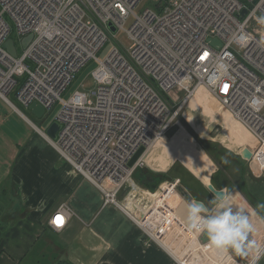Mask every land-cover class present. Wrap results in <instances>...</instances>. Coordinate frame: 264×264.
I'll return each mask as SVG.
<instances>
[{"label":"built area","instance_id":"built-area-1","mask_svg":"<svg viewBox=\"0 0 264 264\" xmlns=\"http://www.w3.org/2000/svg\"><path fill=\"white\" fill-rule=\"evenodd\" d=\"M140 1L0 0V96L7 99L15 88L19 103L29 108L37 102L45 116L62 103L57 139L31 122L99 187L104 204L122 210L177 264H213L211 244L189 230L177 210L181 180H166L152 191L134 173L149 167V151L178 122L181 108L175 101L181 93L188 102L204 86L255 137L248 161L255 175H264V25L258 23L264 0H156L154 8L137 12ZM8 19L21 45L33 35L21 54ZM110 23L116 32L127 31L133 44L127 54L115 46L101 60L98 53L116 33ZM9 38L17 56L5 47ZM212 38L222 44H212ZM93 60L99 62L93 72L95 100L81 91L64 100L76 75ZM70 212L62 204L49 221L52 230L61 231ZM263 252L264 244L246 264H255Z\"/></svg>","mask_w":264,"mask_h":264},{"label":"crops","instance_id":"crops-1","mask_svg":"<svg viewBox=\"0 0 264 264\" xmlns=\"http://www.w3.org/2000/svg\"><path fill=\"white\" fill-rule=\"evenodd\" d=\"M192 118L189 119L196 120L198 124L193 123L194 128L201 136L213 135L217 128L211 133L207 128L217 121V127L223 126L220 135L225 136V141L217 138L224 145L232 150L242 145L235 156L238 160L229 161L228 167L223 168L226 170L224 179L218 180L228 179L235 183L236 192L229 193V183L223 187L228 198L239 192L240 198L244 197L251 204L253 208L246 205L244 208L250 216L253 234L260 238L255 241L263 245L264 175H255L249 165L250 159L241 156L245 147L251 151L256 148V139L221 106L211 107V120L206 124H202L200 118ZM31 120L12 100L0 96V264H54L59 260L74 264H177L122 210L113 204L105 205L99 187L64 160ZM226 138L230 145L226 144ZM197 149L199 165L193 161L190 168L193 172L187 169L193 179L207 186L220 167L208 166L211 156L198 144ZM244 161L247 168L243 166V173L237 175L236 166L243 165ZM163 164L161 169L168 170L169 164ZM184 191L181 188L174 199L181 198L177 210L187 221V205L196 199ZM203 199L211 210V197ZM212 201L214 206L220 203L218 198ZM62 204H67L71 212L66 225L56 232L49 221ZM248 240L247 243L251 238ZM251 249L244 256L245 264L257 253ZM211 261H216L213 264H239L228 249L212 245ZM255 264H264V252Z\"/></svg>","mask_w":264,"mask_h":264},{"label":"rangeland","instance_id":"rangeland-1","mask_svg":"<svg viewBox=\"0 0 264 264\" xmlns=\"http://www.w3.org/2000/svg\"><path fill=\"white\" fill-rule=\"evenodd\" d=\"M156 0H141L136 6L135 10L137 12L143 11L144 8L146 7H152L154 8L156 5ZM11 26H12V32L11 36L18 42V48H19V53L21 54L23 52V47L21 45V39L18 36L16 26L14 23L8 19ZM131 20H128L126 23V26L129 27L131 24ZM133 44L132 39L130 38L129 34L125 30H120L116 32L115 34H109V40L106 43V45L102 48V50L98 53L99 59L103 60L106 58V56L109 54V52L115 47H120L121 50L124 53H128L131 46ZM99 66V62L97 60H93L87 64L77 75L76 78L74 79L73 83L71 86L63 93L62 98L64 100H70V98L75 94L76 91H81V92H86L89 94V98L92 100H95V96L93 95V90L96 89L97 82L94 78L93 72L97 69ZM15 92L16 90L14 89L10 94L9 97L12 100L13 103H15L19 108L27 115L29 116L30 119H32L43 131H46L48 126L52 124L54 121H56L57 115L62 109L63 104L62 103H56V105L49 111H47L46 117L43 120H36L35 117L25 108L23 107L15 98ZM185 93H181L179 96V99L175 101V107L176 108H181L180 111V117L176 119L178 121L173 128L166 134L163 140H160L156 146H154L150 151H151V156L150 158H147V163L149 167L146 168V170H141L137 172L136 174V179H141L144 175L147 174L148 170H153L155 172H160L162 174V180L161 182L157 185V188L155 190L151 188H147V186L142 185L144 188L150 189L152 191H156L160 184L166 180H171L174 178H179L181 187H182V192L187 193V195H194V199H199L201 198H209L211 197V209H213L215 202L212 200L216 199L217 197L210 192L208 188H206L204 185L199 183L196 179H193V175H191V172L188 170L192 167L193 161L196 165H199V160L196 158L199 156L198 155V149H197V144L202 146L205 151L207 152V149L209 148L214 154H217V157L222 161V164H224L222 167L226 169V164L231 161L236 159V155L239 151H241V146L240 143H238L240 146L237 147V149L232 150L231 148L227 147L222 143L224 140L225 136H221L220 134L223 133V126L220 125V127H217V130L213 135L209 137H203L201 136L197 130L194 128V124H198L195 121L190 120L189 118H200L202 124H206L211 120V107L216 106V108H220V103L211 95L209 92L203 87H199L193 95L189 98L188 102L185 100ZM224 111V110H223ZM190 112L193 114H190ZM190 115V116H189ZM186 116V117H185ZM189 116V118H187ZM186 118L192 129L194 130L195 135L188 129V127L183 123V119ZM214 118V117H213ZM193 119V118H192ZM192 121V123L190 122ZM194 123V124H193ZM232 128V127H231ZM229 128V129H231ZM209 130V127L207 128ZM47 132V131H46ZM217 137H221L217 138ZM217 138V139H216ZM219 139V140H218ZM200 140L205 141L204 144L200 142ZM229 139L226 138V144L230 145L228 141ZM225 141V140H224ZM214 144V145H213ZM221 144L222 146H225V148L229 149V152L222 150L220 153L218 148L219 145ZM211 145V146H209ZM205 146H207L205 148ZM149 151V152H150ZM187 153V154H185ZM195 153V154H194ZM208 153V152H207ZM149 154V153H148ZM188 156V157H187ZM194 158V159H193ZM185 160V162H182ZM238 160V159H236ZM164 162V164H163ZM170 162L172 163L171 166ZM169 164L167 165V169L163 171L161 169V165ZM247 163L244 161L243 165L240 166V164H237L236 166V174L241 175L243 173V166L246 167ZM211 165H215L217 168V163L212 159L211 157V163H208V166L211 167ZM207 166V167H208ZM188 168V169H187ZM198 168V167H197ZM247 168V167H246ZM167 170V171H166ZM191 170V169H190ZM192 171V170H191ZM224 173L221 174L222 177L220 179H224L226 175V170H223ZM234 171V170H233ZM193 172V171H192ZM197 176V174H195ZM207 176V174H205ZM135 178V177H134ZM228 180L226 179L223 182H227ZM230 182V180H229ZM230 187L229 193L231 192H236L238 190H235V183H229L228 184ZM188 191V192H187ZM186 196V195H185ZM189 198L188 196H186ZM242 197V196H241ZM179 200L177 201L174 199V201L179 204L181 198H178ZM200 200V199H199ZM192 201V200H191ZM229 202L233 205V207H246L248 208H253L251 204L244 199V197L240 198L239 192L233 196H230ZM248 212H252L251 210H248ZM249 221H250V216L248 215ZM251 223V221H250ZM262 233V232H261ZM253 230L249 233L248 239H254L256 241H260V238L256 236V234L253 236ZM255 237V238H252ZM247 239L245 243V250L240 252L239 254L235 252L232 249H228L230 253L234 256V258L238 261L239 264H245V259L244 256H246L247 252L252 250V243H247L249 240ZM251 244V245H249ZM258 244V243H256Z\"/></svg>","mask_w":264,"mask_h":264},{"label":"clouds","instance_id":"clouds-1","mask_svg":"<svg viewBox=\"0 0 264 264\" xmlns=\"http://www.w3.org/2000/svg\"><path fill=\"white\" fill-rule=\"evenodd\" d=\"M258 23L264 25V17H260ZM219 195L220 203L211 210L196 200L190 201L187 205V226L189 230L206 235L207 242L212 246L232 249L239 254L245 250L253 226L246 208H234L228 197L223 193Z\"/></svg>","mask_w":264,"mask_h":264},{"label":"water","instance_id":"water-1","mask_svg":"<svg viewBox=\"0 0 264 264\" xmlns=\"http://www.w3.org/2000/svg\"><path fill=\"white\" fill-rule=\"evenodd\" d=\"M247 9H244L241 13V18H244L246 13H247ZM109 27L111 28V30L113 32L117 31L116 26L113 25V23H110ZM33 38V35H29L27 37H25L22 41V47L26 48L29 43L31 42ZM212 44L214 45H221L222 42H220L217 38H212L211 39ZM5 47L14 55L17 56L18 52H17V47L15 45V42L13 40V38H9L6 43H5ZM29 110L31 111V113L38 119V120H43L46 116H45V112L46 109L39 103L37 102H33L30 106H29ZM218 122L217 121H213L209 124V132H213L216 128H217ZM61 128V124L58 121H54L52 124H50L47 128V133L53 138V139H57L58 137V131ZM144 151L143 148H141L136 155L133 157V159L130 162V165L132 166L137 159L140 157V155L142 154V152ZM253 155V152L245 147L242 152H241V156L244 159H251ZM207 188L210 190V192H212L219 200H220V193H223L226 197H227V190L225 188H217L214 183L212 181H209V183L206 184ZM196 201L200 202L201 204H203L206 208L207 205L204 201L197 199ZM203 241L207 242V237L206 235H203ZM256 248V247H255Z\"/></svg>","mask_w":264,"mask_h":264},{"label":"trees","instance_id":"trees-1","mask_svg":"<svg viewBox=\"0 0 264 264\" xmlns=\"http://www.w3.org/2000/svg\"><path fill=\"white\" fill-rule=\"evenodd\" d=\"M183 120V123L188 127V129L193 133V135L196 136L194 130L192 129V127L190 126V124L186 121V119L182 118ZM200 142L202 144H204L205 141H202L200 140ZM214 145V144H213ZM219 145L220 149L219 152L221 153L222 150H224V152L226 153V151L229 152V150L227 148H225L224 146H222L221 144H217ZM211 146V145H209ZM207 146H205L206 148ZM207 152L208 154L213 158V160L219 165L220 169L218 170V172L216 173L215 176H213V183L214 185L217 187V188H223L225 185H227L226 183H230L229 180L227 182H220V180H218V178H220L224 173L223 171V165L222 164V161L217 157V154H214V152H212L209 148L207 149ZM227 154V153H226ZM240 159V157H239ZM241 160V159H240ZM226 167H228V164H226ZM141 170H146V168H138L135 173H134V177H135V180L140 184V185H144V186H147V188H151L153 190H155L157 188V185L161 182L162 180V174L160 172H155L153 170H148L147 174L144 175L141 179H136V174L137 172L141 171ZM229 186V185H228ZM206 187V186H205ZM207 188V187H206ZM230 188V187H229ZM200 200H204L203 198L199 197ZM208 207V206H207ZM54 264H74L72 263L71 261L69 260H59V261H56Z\"/></svg>","mask_w":264,"mask_h":264},{"label":"bare ground","instance_id":"bare-ground-1","mask_svg":"<svg viewBox=\"0 0 264 264\" xmlns=\"http://www.w3.org/2000/svg\"><path fill=\"white\" fill-rule=\"evenodd\" d=\"M200 87H201V86H200ZM203 87H204V86H203ZM198 88H199V87H198ZM198 88H197V89H198ZM204 88L206 89V87H204ZM14 89H15V88H14ZM14 89H13V90H14ZM13 90H12V91H13ZM206 90H207V89H206ZM12 91H11V92H12ZM207 91H208V90H207ZM11 92H10V93H11ZM208 92H209V91H208ZM10 93H9V94H10ZM9 94L7 95V99H8V100H11L10 97H9ZM209 94H210V93H209ZM15 97H16V93H15ZM220 105H221L222 109H223L225 112L230 113L227 109H225V108L222 106V104H220ZM230 114H231V113H230ZM231 115H232V114H231ZM238 122H239V121H238ZM249 133H250V132H249ZM250 134H251V133H250ZM251 135H252V134H251ZM252 136H253V135H252ZM253 137H254V136H253ZM254 138H255V137H254ZM162 140H163V139H162ZM150 153H151V151L149 152L147 158H150V156H151ZM252 156H253V155H252ZM249 243H252V248H253L255 251H258V249L260 248L259 243L256 244L257 242H256L255 240H253V239H251ZM250 245H251V244H250ZM255 247H256V248H255Z\"/></svg>","mask_w":264,"mask_h":264},{"label":"snow or ice","instance_id":"snow-or-ice-1","mask_svg":"<svg viewBox=\"0 0 264 264\" xmlns=\"http://www.w3.org/2000/svg\"><path fill=\"white\" fill-rule=\"evenodd\" d=\"M57 222L60 223L61 222V219L60 218H57Z\"/></svg>","mask_w":264,"mask_h":264},{"label":"flooded vegetation","instance_id":"flooded-vegetation-1","mask_svg":"<svg viewBox=\"0 0 264 264\" xmlns=\"http://www.w3.org/2000/svg\"><path fill=\"white\" fill-rule=\"evenodd\" d=\"M182 187L180 186V189H181Z\"/></svg>","mask_w":264,"mask_h":264}]
</instances>
